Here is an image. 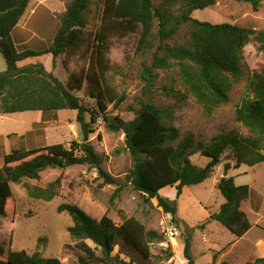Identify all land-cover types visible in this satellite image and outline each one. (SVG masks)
Listing matches in <instances>:
<instances>
[{
    "label": "trees",
    "instance_id": "16d2710c",
    "mask_svg": "<svg viewBox=\"0 0 264 264\" xmlns=\"http://www.w3.org/2000/svg\"><path fill=\"white\" fill-rule=\"evenodd\" d=\"M233 1L249 4L253 11H257L264 2ZM218 2L159 0L155 6L153 0H102L100 27L90 40L85 36V30L91 0H71L59 18L51 45L44 51H36L13 37L30 0H0V54L6 65V70L0 72V114L72 110L77 112L76 119L83 134V142L72 143L69 149L62 144L34 149L20 147L3 157V166L0 168V219L6 217L12 199L10 184L38 180L47 169L88 165L97 171V178L102 179L101 186H115L110 204L120 197L125 185L103 170L102 159L87 142L88 134L93 132L91 125L100 114L108 131L122 132L125 136L126 150L133 164L126 176V183L151 206L169 214L171 221L176 224V200H168L159 192L174 188L178 199L183 188L199 185L210 178L214 168L221 164L220 157L230 151L235 162L233 165L229 162L223 164L224 176L216 183L225 202L210 218L236 238H242L252 228L247 213L242 209V203L249 198L250 189L245 185L237 186L233 178L227 177V172L241 165L253 167L264 162V68L250 75L247 86L250 96L244 98L234 111L235 121L246 127L252 136L230 131L215 136L209 143L191 136L181 137L178 129L172 125L171 107L163 108L140 101V107L134 110L132 120L124 122L118 117L111 119L107 112L108 106L113 104L118 107L124 97H117L104 84V74L108 68L105 55L110 36L139 33V52L150 51L155 42L158 44L152 64L143 68L142 76L148 84L154 78L153 71L176 67L185 90L207 115L228 104L229 92L242 79L243 49L255 41L264 52V32L192 18L193 12L211 8ZM182 26L188 28V42L168 44ZM88 45L89 70L83 76L69 75L65 83L48 72L42 64L18 66L20 62L43 55H51L53 59L61 55L73 57ZM83 82H86V95L95 101L96 112L86 107L76 95L82 90ZM86 115H89V121ZM195 155L207 158L210 162L205 167H198L190 160ZM28 195L36 200L50 202L56 196L54 184L45 189H28ZM57 212L66 213L71 219L72 225L67 228V233L86 256L87 260L81 259V264L94 261L100 264H130L112 256L115 227L106 215L97 221L73 204H61ZM118 219V234L123 241L142 258H150L151 244L161 242L163 236L146 231L139 220L121 211ZM87 242H91L94 247ZM191 246V233L188 230L183 249L188 264H194ZM96 250L100 251L101 257H95ZM263 260L257 259L255 262ZM0 264L61 262L57 257L44 258L39 252L29 254L26 251L9 250L6 253L0 245Z\"/></svg>",
    "mask_w": 264,
    "mask_h": 264
},
{
    "label": "rangeland",
    "instance_id": "374dc122",
    "mask_svg": "<svg viewBox=\"0 0 264 264\" xmlns=\"http://www.w3.org/2000/svg\"><path fill=\"white\" fill-rule=\"evenodd\" d=\"M70 1L30 0L19 22V27L26 23L29 25V48L44 51L51 45L59 26V18ZM158 2L153 0L155 6ZM102 5V0H91L88 8L85 36L90 40L100 27ZM192 18L211 24H235L255 32H264V2L257 11H253L249 4L219 0L211 8L193 12ZM156 30L157 25L153 32ZM139 37V33L111 35L108 40L105 55L108 68L104 74V84L117 97H124L118 107L113 104L108 106L107 112L111 119L118 117L124 122L132 120L134 110L140 107L142 101L158 107H171L172 125L178 129L181 137L191 136L195 140L209 143L215 136L230 131L252 136L246 127L235 121L234 111L244 98L250 96L247 88L250 75L264 68V52L258 42L251 41L243 49L242 79L229 92L228 104L207 115L185 90L176 67L153 71L154 78L150 84L143 79V68L152 64L158 44L155 42L150 51L139 52ZM187 42L188 28L182 26L168 44ZM34 64H42L48 72L65 83L69 75L83 76L89 70V45L82 47L73 57L61 55L53 59L51 55H43L20 62L18 66ZM5 70L6 65L0 54V72ZM76 95L86 107L97 111L95 101L86 95V82H83L82 90L76 92ZM76 118L77 112L72 110L0 114V168L3 166V157L16 148L34 149L62 144L69 149L72 143H82L83 134ZM86 120H90L89 115H86ZM91 129L93 132L88 134L87 142L102 159L103 170L125 185L120 197L110 204L115 186H101L102 179L97 178V171L88 165L47 169L38 180L10 184L12 199L6 217L0 219V245L6 253L9 250L26 251L29 254L39 252L44 258L57 257L61 264H81L80 260L86 259V256L67 233V228L72 225L71 219L66 213L57 212L59 205L73 204L97 221L106 215L113 222L115 246L112 256L126 263L188 264L183 249L189 230L194 264H264V260L255 262L264 259V162L253 167L241 165L227 172V177L233 178L237 186L245 185L252 189V196L242 204L252 228L242 238H236L219 223L209 220L211 213H217L225 202L216 183L224 176L222 164L229 162L233 165L235 162L230 151L220 157L221 164L214 168L210 178L187 188L181 202L187 221L177 212L176 224L171 221L169 214L151 206L126 183V176L133 164L126 150L124 134L108 131L100 114ZM190 160L198 167H205L210 162L199 155ZM51 184H54L56 196L50 202L36 200L28 195V189H45ZM119 211L135 217L145 226L146 231L163 236L161 242L151 244L150 258H142L118 234ZM200 225H203L202 228H198ZM170 226H174L178 232L173 238L168 235ZM87 243L94 247L91 242ZM95 257H101L99 250L95 251ZM91 264L100 263L94 261Z\"/></svg>",
    "mask_w": 264,
    "mask_h": 264
},
{
    "label": "crops",
    "instance_id": "0c3cea01",
    "mask_svg": "<svg viewBox=\"0 0 264 264\" xmlns=\"http://www.w3.org/2000/svg\"><path fill=\"white\" fill-rule=\"evenodd\" d=\"M22 19V18H21ZM28 24L26 23L25 26H20L18 25V29L17 31H15V35L13 33V37H17L19 42H24V43H28L29 39H30V35L28 34ZM223 165V164H222ZM250 189V188H249ZM187 191V187L183 188V191L181 193V196L176 199V191L174 188H165L162 189L159 194L164 197L167 198L168 200H176L177 205L179 204V208H177L178 210V214L181 216V218H183V220L187 221V219L185 218V209L181 207V202L182 199H184L185 197V193ZM252 196V189H250V193H249V198ZM244 203V202H243ZM242 203V204H243ZM208 212L205 213V215H207ZM213 215V213H211ZM215 214V213H214ZM209 216V215H208ZM211 215L209 216V220L214 221L213 219L210 218Z\"/></svg>",
    "mask_w": 264,
    "mask_h": 264
},
{
    "label": "built area",
    "instance_id": "2783aa9c",
    "mask_svg": "<svg viewBox=\"0 0 264 264\" xmlns=\"http://www.w3.org/2000/svg\"><path fill=\"white\" fill-rule=\"evenodd\" d=\"M177 229L174 227V226H170L169 229H168V235L170 237H174L175 235H177Z\"/></svg>",
    "mask_w": 264,
    "mask_h": 264
}]
</instances>
